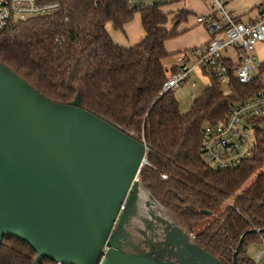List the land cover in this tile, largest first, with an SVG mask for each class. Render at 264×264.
Segmentation results:
<instances>
[{"label":"trees","instance_id":"16d2710c","mask_svg":"<svg viewBox=\"0 0 264 264\" xmlns=\"http://www.w3.org/2000/svg\"><path fill=\"white\" fill-rule=\"evenodd\" d=\"M58 2L59 9L52 13L0 29V62L51 100L70 103L78 95L83 108L143 141L147 162L138 175L139 188L171 222L192 234L193 243L224 264H233L232 253L244 234L238 263L255 264L247 249L264 240V170L245 183L264 164L263 122L252 121V155L233 168L211 167L200 143L204 125L223 120L232 104L264 90V62L248 82H240L234 62L222 57L229 76L227 95L213 72L202 69L208 84L182 112L173 89L160 94L174 70L162 61L180 52L165 48L176 31L175 24L165 26L168 17L162 6L139 11L143 38L121 46L106 25L122 30L132 19L135 12L126 0ZM186 15L179 11L172 21L178 23ZM35 257L26 241L2 239L0 264H34ZM39 264L57 263L43 258Z\"/></svg>","mask_w":264,"mask_h":264},{"label":"water","instance_id":"95a60500","mask_svg":"<svg viewBox=\"0 0 264 264\" xmlns=\"http://www.w3.org/2000/svg\"><path fill=\"white\" fill-rule=\"evenodd\" d=\"M145 157L143 142L83 108L78 95L51 100L0 62V245L26 241L34 264H224L165 219L170 258L151 245L126 250Z\"/></svg>","mask_w":264,"mask_h":264},{"label":"built area","instance_id":"2783aa9c","mask_svg":"<svg viewBox=\"0 0 264 264\" xmlns=\"http://www.w3.org/2000/svg\"><path fill=\"white\" fill-rule=\"evenodd\" d=\"M173 1L176 0H126L132 12L164 6ZM205 1L209 13L197 16V21L206 25L211 36L206 42L177 53L174 70L162 84L160 94L183 84L195 67L213 72L225 88L223 94H229V76L222 61V52L229 48L237 54L233 68L240 82H248L258 73L261 63L253 50L257 43H264V7H258L255 19L240 21L226 9L227 0ZM59 7L58 0H0V29L33 16L52 13ZM191 85L194 86V82ZM193 98L194 95H191ZM254 119L263 122L261 130L264 133V90L232 104L223 120L204 125L200 143L203 159L214 169L223 170L249 158L255 145V128L251 124ZM166 177V174L161 175V178ZM189 235L192 237L191 233ZM263 255L264 240L262 249L255 253V261H259Z\"/></svg>","mask_w":264,"mask_h":264},{"label":"rangeland","instance_id":"374dc122","mask_svg":"<svg viewBox=\"0 0 264 264\" xmlns=\"http://www.w3.org/2000/svg\"><path fill=\"white\" fill-rule=\"evenodd\" d=\"M167 5V4H166ZM192 18L189 16L187 20H181L178 23L175 21L168 20L166 26L169 28H173L175 24L176 35L168 38L166 40V47L170 49V52H174L177 50H183L185 48L191 47L193 45H197V41L200 39L201 33L195 32L192 25ZM135 26L134 29H140L141 37H143L144 30L140 23V12H135L132 19L129 22V25ZM128 25V24H127ZM139 25V26H138ZM107 29L110 34H117L119 40H122L124 44L127 43L130 39L135 38V40H139L138 37H132L133 33L136 35L138 33L131 32L128 28L115 29L112 24H107ZM232 49V48H230ZM209 76L202 71L200 67H195L191 70L189 78L181 85L173 89L174 96L178 102V106L180 111L186 112L192 105L191 95L197 97L201 94L202 90L208 84ZM191 82H194L195 85L192 87ZM264 83V80H263ZM264 170V164L254 173L245 184H249L255 176ZM139 201L138 205L142 206L140 209H137L135 215L132 216L130 222L125 226L124 234L127 236L126 240L133 245L130 248L126 249L128 251H143L149 250L150 245L154 246V248H162L165 252L164 256L169 257L167 255L169 249L168 245H165L163 242L165 241V236L167 230L165 229L163 222L158 220L157 215L161 218L169 221L167 215L161 210L158 206L154 204V201L149 198V195L143 191L140 187ZM149 200V203H147ZM139 247V248H137ZM262 249V243L257 244L253 243L248 246L247 253L253 260L255 264H264V255L261 257L259 261H255V253ZM170 258V257H169ZM174 260L173 257H171Z\"/></svg>","mask_w":264,"mask_h":264},{"label":"crops","instance_id":"0c3cea01","mask_svg":"<svg viewBox=\"0 0 264 264\" xmlns=\"http://www.w3.org/2000/svg\"><path fill=\"white\" fill-rule=\"evenodd\" d=\"M259 6L264 7V0H227V3H226V9L230 13H232L236 17L237 20H240V21H251V20L255 19L258 16V7ZM161 10L167 14L168 20H171V21H172V18L175 15H177L179 11L183 10V11L187 12L185 20H187V18L190 16L192 18V21H193L192 22V25H193L192 30H194V33L196 31L201 33V35L199 34V36H201V37L197 41V43H196L197 45L206 42L210 38L211 34L209 33L206 25L203 23L201 24L197 21V16L207 15L209 13V9L207 7V3L205 0H176V1H173L172 3H169L167 5L162 6ZM129 22L125 23L123 27L128 28V30L131 32L138 33L136 35L133 33L132 37L140 38L142 35L140 29H134L135 26H131V25H133L131 23L129 25ZM140 23H141V21H140ZM175 23H177V22H175ZM165 26H166V24H165ZM167 28L170 29L169 27H167ZM106 30L108 31L107 26H106ZM124 32H125V30H124ZM108 33L111 36L114 43L121 45V46H130L132 44L139 42L143 38V37H141L139 40H135V38H132V40L130 39L127 43L124 44L123 42H121L122 40H119L118 35L116 33L113 34V36H112V34H110L109 31H108ZM144 34H143V36H144ZM164 44H165L166 50L169 53H173V51L170 52V49H168L166 47V41ZM193 46H196V45H193ZM193 46H191V47H193ZM188 48H190V47H188ZM185 49H187V48H185ZM177 51H181V50H177ZM174 52H176V51H174ZM253 54L255 55L256 59L260 63L264 62V43L263 42H259L255 45L254 50H253ZM176 57H177L176 54L168 55L166 58L163 59V61H162L163 65L167 68L173 67L175 64ZM222 57L230 59L234 63L237 61V54H236L235 50L230 49V48L227 50H224L222 52ZM194 85H195V83H194Z\"/></svg>","mask_w":264,"mask_h":264},{"label":"bare ground","instance_id":"6f19581e","mask_svg":"<svg viewBox=\"0 0 264 264\" xmlns=\"http://www.w3.org/2000/svg\"><path fill=\"white\" fill-rule=\"evenodd\" d=\"M139 194H140V192H138V201H139ZM138 201H137V207L140 209L142 206L138 205ZM157 218L160 219L161 217L159 215H157ZM161 221L163 222V225H168V223L165 222V220L163 218H161Z\"/></svg>","mask_w":264,"mask_h":264}]
</instances>
